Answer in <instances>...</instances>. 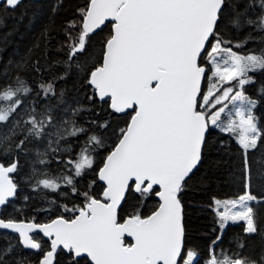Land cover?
Wrapping results in <instances>:
<instances>
[{
  "label": "snow or ice",
  "instance_id": "obj_1",
  "mask_svg": "<svg viewBox=\"0 0 264 264\" xmlns=\"http://www.w3.org/2000/svg\"><path fill=\"white\" fill-rule=\"evenodd\" d=\"M21 2L0 0V6L14 10ZM257 2L260 11L250 16ZM78 11L79 26L72 21L69 27L79 34L68 33L65 71L58 79L65 80L73 67L83 71L92 90L87 99L99 100L128 119L124 127L112 129V146L94 167L93 153L105 148V141L77 125L82 107L61 108L64 91L58 93L54 82H41L34 92L17 76L0 88V156L5 158L0 162V206L17 195L10 174L18 171L20 155H28L30 148L36 163L47 168L54 158L67 169L58 176L34 169V175L43 177L35 187L56 191L63 184L80 200L60 206L69 215L44 223L0 218V229L17 232L22 248L37 254L33 262L30 255L14 256L9 246L0 250V264H60L61 254L67 264H199L197 252L188 246L181 194L215 130L233 134L242 150V194L215 201L224 203L225 210L217 209L220 234L209 246L205 264H264V252L258 258L243 254L242 240L235 250L217 252L229 221L245 222V234L264 240L250 203L264 204V193L253 194L255 176L264 168L254 172L249 157L250 150L264 149V125L253 113L264 101V86L260 100L247 95L245 87L255 83L249 72L264 70V47L242 53L255 37L249 33L234 43L224 31L230 24L264 34V0H252L243 10L235 0H87ZM106 21L112 30L98 58L91 66L82 65L78 56L87 55L90 34ZM226 109L227 122L221 118ZM99 127L111 126L105 122ZM82 134L86 139L75 158L60 159L58 154L69 151L61 142L68 144V137ZM88 170L95 175L81 190L76 178ZM153 196L157 202L150 213L134 204L131 215H120L129 199L140 202ZM30 232L47 237V247ZM125 236L134 242L126 244Z\"/></svg>",
  "mask_w": 264,
  "mask_h": 264
},
{
  "label": "trees",
  "instance_id": "obj_2",
  "mask_svg": "<svg viewBox=\"0 0 264 264\" xmlns=\"http://www.w3.org/2000/svg\"><path fill=\"white\" fill-rule=\"evenodd\" d=\"M237 6L243 10L244 6L251 3L252 0H235ZM87 0H24L14 10H5L0 6V88L13 83L17 76L27 81L34 92L37 85L41 82H54L57 92L64 91L65 103L63 107L80 106L84 110L76 117L78 126L87 129V135H97L104 139L105 148L96 149L93 153L96 165L107 155L112 146V129L125 126L128 117L122 114H114L108 106L99 100L95 102L87 99L92 94L91 88L84 79L85 73L73 67L71 73L65 80H59L58 77L65 71L63 61L67 58L68 52V33L71 31L73 37H76L78 29H70L69 25L75 21L77 26L80 23L79 8L86 5ZM55 8V11L53 9ZM260 11L259 5L249 11L250 16H255ZM227 23V22H226ZM111 24L97 34L90 35L91 39L86 45L88 47L87 55L78 56L82 65L91 66L96 61L101 51V45L111 32ZM229 39L233 42L243 41L249 33L255 39L249 40L239 51L248 52L250 49H259L264 47L261 43L264 34L253 30L250 26H242L237 29L232 25L224 28ZM39 68V71H37ZM255 83L246 85V94L253 99L260 100V89L264 86V70L249 72ZM34 92L32 95H34ZM35 101L29 100V103ZM41 103L43 98L41 97ZM51 103L55 105L56 101ZM255 116L259 124L264 125V101L257 104ZM108 122L110 128L105 130L99 125ZM86 135L82 134L79 138L68 137V144L61 142V147H69V151L58 154L62 160L75 158L80 146L84 144ZM43 150L42 145H37ZM241 152L233 134L221 133L215 130L209 138V148L204 154V159L198 170L194 172L191 179L182 192V203L184 205V222L186 225V234L189 248L194 249L198 254L199 264H205L208 259L209 246L212 241L220 234L217 224L216 200L226 201L237 198L242 194L241 182ZM250 163L253 171L264 168V149L250 150ZM45 166L36 163L35 150L30 148L29 154H21L19 157V168L11 176L18 185V191L10 204L0 210V218H13L17 222L29 221L44 223L58 215H69L64 213L63 204L71 207L73 202L80 203V200L71 193L69 187L61 184L56 190L45 189L41 185L35 187L36 181L42 179L37 172L34 175V169L44 170L50 176H58L67 169L63 164H57L54 158ZM5 158L0 156V162ZM95 173L88 170L82 177H77V187L84 190L93 179ZM101 185H96V190H100ZM264 193V172H259L255 176L253 194L260 195ZM82 199V198H81ZM157 202L156 197L137 202L129 199L120 210V215L128 216L133 213L132 205L137 204L142 213L148 214ZM254 206L256 218L259 227L264 230V204L250 202ZM245 223L229 224L224 230L220 249L235 250L237 241L245 242L246 247L243 254L258 258L264 252V240L257 235H247L243 228ZM37 240H41L45 247L48 241L42 236L36 235ZM19 236L14 233L0 230V250L11 246L13 255H30L34 262L37 254L34 251L23 249L19 244ZM126 243H129L126 240ZM60 264H67L65 256L61 254L58 257ZM81 264H86L81 261Z\"/></svg>",
  "mask_w": 264,
  "mask_h": 264
},
{
  "label": "water",
  "instance_id": "obj_3",
  "mask_svg": "<svg viewBox=\"0 0 264 264\" xmlns=\"http://www.w3.org/2000/svg\"><path fill=\"white\" fill-rule=\"evenodd\" d=\"M24 0H22V2H23ZM35 1H41V0H35ZM21 2V3H22ZM107 24H111V21H106L105 22V24L101 27V29H98V30H96L95 31V33H93V34H97V33H99L101 30H103L106 26H107ZM93 34H90V35H93ZM201 165V164H200ZM199 165V166H200ZM196 171V170H195ZM194 171V172H195ZM10 178H11V176H10ZM15 198V197H14ZM14 198H10V200L12 201ZM2 207H4V206H0V209L2 208ZM19 222H23V223H30V222H28V221H19ZM0 230H4V231H7V232H11V233H14V234H16L17 236H19V234L17 233V232H15V231H13V230H10V229H0ZM41 235L42 237H43V234L42 233H36V232H30L29 233V235L30 236H34V235ZM46 240H48V238L47 237H44ZM124 240H125V243H126V240L129 242V243H133L134 241H133V239L131 238V237H127V236H125L124 237ZM126 244H128V243H126ZM26 250H28V249H26ZM30 251H34V250H30Z\"/></svg>",
  "mask_w": 264,
  "mask_h": 264
},
{
  "label": "rangeland",
  "instance_id": "obj_4",
  "mask_svg": "<svg viewBox=\"0 0 264 264\" xmlns=\"http://www.w3.org/2000/svg\"><path fill=\"white\" fill-rule=\"evenodd\" d=\"M229 109H231V104L229 103ZM229 109H226V111H225V113H223L222 114V119H224L225 120V122H227V117H228V115H229ZM255 110V109H254ZM254 110H253V113H254V115H255V112H254ZM219 201H221V200H219ZM227 201V200H226ZM221 202H224V201H221ZM217 209H219V211H224L225 210V205H224V203H221L220 205H216V210ZM241 222H243V221H237V222H232V221H229L228 223L229 224H239V223H241ZM243 223H245V222H243Z\"/></svg>",
  "mask_w": 264,
  "mask_h": 264
},
{
  "label": "flooded vegetation",
  "instance_id": "obj_5",
  "mask_svg": "<svg viewBox=\"0 0 264 264\" xmlns=\"http://www.w3.org/2000/svg\"><path fill=\"white\" fill-rule=\"evenodd\" d=\"M46 240V239H45ZM48 241V240H47Z\"/></svg>",
  "mask_w": 264,
  "mask_h": 264
}]
</instances>
